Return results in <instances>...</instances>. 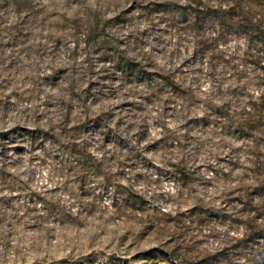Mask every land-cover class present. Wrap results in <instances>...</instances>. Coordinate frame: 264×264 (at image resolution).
<instances>
[{"label":"rangeland","instance_id":"1","mask_svg":"<svg viewBox=\"0 0 264 264\" xmlns=\"http://www.w3.org/2000/svg\"><path fill=\"white\" fill-rule=\"evenodd\" d=\"M264 0H0V264H264Z\"/></svg>","mask_w":264,"mask_h":264},{"label":"trees","instance_id":"2","mask_svg":"<svg viewBox=\"0 0 264 264\" xmlns=\"http://www.w3.org/2000/svg\"><path fill=\"white\" fill-rule=\"evenodd\" d=\"M247 24H248V26L252 27L254 30H257L260 33H262V35L264 37V20H263V25H261L260 19L256 18L255 20H252L250 18H247ZM262 124L264 126V115H263V119H262ZM263 139H264V135H263ZM79 261L80 260H77L76 262H74V264H81V262H79Z\"/></svg>","mask_w":264,"mask_h":264}]
</instances>
